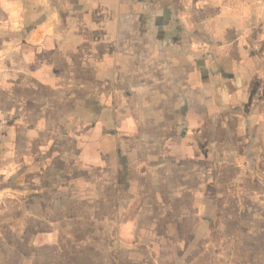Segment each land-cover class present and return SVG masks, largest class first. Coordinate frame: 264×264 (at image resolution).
Segmentation results:
<instances>
[{
    "label": "crops",
    "instance_id": "1",
    "mask_svg": "<svg viewBox=\"0 0 264 264\" xmlns=\"http://www.w3.org/2000/svg\"><path fill=\"white\" fill-rule=\"evenodd\" d=\"M58 4L60 14H76L64 43L57 41L65 31ZM18 5L23 12L13 27ZM159 12L165 18L158 23L137 17ZM257 62H264V0H0V214L9 200L50 196L42 181L56 172L60 80L67 112L84 110L74 94L83 103L93 95L100 105L104 96L112 106L121 94L136 102L127 109L119 100L113 113L104 108L68 155L84 173L77 181L87 183L96 171L93 190L120 193L128 184L134 197L141 178L166 183L181 174L176 169L199 162L203 134H210L209 152L215 145L217 151L219 101L239 103L241 95L257 93L258 118L245 127L257 126L264 147V68ZM247 134L244 142L255 141ZM259 152L264 162V148Z\"/></svg>",
    "mask_w": 264,
    "mask_h": 264
},
{
    "label": "rangeland",
    "instance_id": "2",
    "mask_svg": "<svg viewBox=\"0 0 264 264\" xmlns=\"http://www.w3.org/2000/svg\"><path fill=\"white\" fill-rule=\"evenodd\" d=\"M58 7L59 27L65 31L60 30L57 41L63 39L59 43H64L71 35L66 24L75 21L76 14H60ZM118 7L123 8L122 4ZM162 15L137 17L158 23L164 21ZM205 66L203 62L204 70ZM256 68L263 69L264 62H257ZM243 79L246 86L247 77ZM60 81L56 172L49 177L51 181H42L50 196L39 201L27 197L23 204L8 201L0 214V264H264V189L257 168L259 162L260 168L264 165L257 156L264 147L257 126L245 127V121L254 124L258 118L261 100L257 93L247 92L239 103L231 101L234 104L225 99L226 90L220 93L225 100L218 102L222 116L216 136L222 142L217 151L215 145L211 148L214 153L209 152L210 134H203L205 152L199 162H187L176 169L181 172L178 178L172 175L166 183L152 180L150 175L141 178L133 197L128 184L122 185L120 193L119 189L93 190L96 171L87 183L77 181L84 173L73 167L74 159L68 155L76 151L77 135L86 133L104 108L113 113L118 111L119 100L127 109L136 102L121 94L112 106L104 96L100 105L93 95L83 103L87 99L74 94L84 110L67 112L61 109L67 101V85ZM77 122L80 124L74 126ZM245 132L254 135L255 141L244 142ZM69 134L75 142L68 140ZM125 175L133 174L127 169Z\"/></svg>",
    "mask_w": 264,
    "mask_h": 264
},
{
    "label": "clouds",
    "instance_id": "3",
    "mask_svg": "<svg viewBox=\"0 0 264 264\" xmlns=\"http://www.w3.org/2000/svg\"><path fill=\"white\" fill-rule=\"evenodd\" d=\"M22 12H23V9L21 6H16V11L13 12L12 14V21L11 23L13 24V27H18L19 24H18V21L20 19V16L22 15Z\"/></svg>",
    "mask_w": 264,
    "mask_h": 264
}]
</instances>
